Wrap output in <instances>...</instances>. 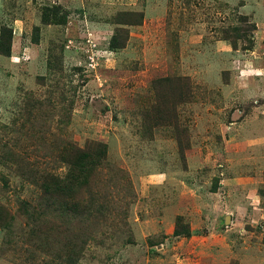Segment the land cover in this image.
Returning <instances> with one entry per match:
<instances>
[{"label": "rangeland", "instance_id": "obj_1", "mask_svg": "<svg viewBox=\"0 0 264 264\" xmlns=\"http://www.w3.org/2000/svg\"><path fill=\"white\" fill-rule=\"evenodd\" d=\"M2 29L0 264H264V0H0Z\"/></svg>", "mask_w": 264, "mask_h": 264}, {"label": "trees", "instance_id": "obj_2", "mask_svg": "<svg viewBox=\"0 0 264 264\" xmlns=\"http://www.w3.org/2000/svg\"><path fill=\"white\" fill-rule=\"evenodd\" d=\"M57 15L58 14L56 13L54 18H56ZM54 18L51 19V16L47 15L46 21L51 22ZM63 20H64V18H60L59 22H61ZM54 21H56V20H54ZM7 31H8V29H2V31H1V42H0V49H1V51H3L6 54L9 53V50H7V47H10V42H11V36H9L7 38Z\"/></svg>", "mask_w": 264, "mask_h": 264}]
</instances>
